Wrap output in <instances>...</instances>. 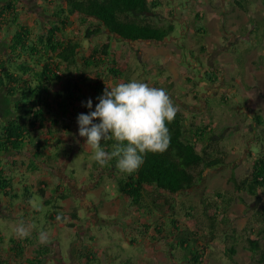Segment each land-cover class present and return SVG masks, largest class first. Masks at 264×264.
<instances>
[{
    "label": "rangeland",
    "instance_id": "obj_1",
    "mask_svg": "<svg viewBox=\"0 0 264 264\" xmlns=\"http://www.w3.org/2000/svg\"><path fill=\"white\" fill-rule=\"evenodd\" d=\"M61 2L62 0H17L12 12L18 13L19 23L29 28L36 40L37 35L41 34L39 29H42V33L45 34L50 23H57L58 16L55 13L60 8ZM161 2L162 7L157 14L160 21L172 20L175 29L171 38L157 42L122 39L110 33L106 27L100 34L87 37L86 29L89 26H95L97 21L89 18L83 22L81 15L76 13L70 15L67 19L68 24L59 37L77 40L81 47L77 63L67 68H65L67 64L61 67L73 76L81 75L91 78L89 80L91 84L97 80L105 83L109 88L131 79L163 88L186 119L207 123L213 128V132L224 134L221 149L224 152L226 164L205 169L201 181L194 188L181 193L167 194L176 201L174 213L169 211V216L176 217L185 223L180 232L186 233L193 229L208 239V220L203 214H198L201 206L203 207L202 203L207 198L214 200V193L218 190L231 191L232 194L233 188L228 182L229 176L234 173L238 179L246 177L252 171L254 161L264 150V134L263 136L261 134L264 123L262 126L253 118L259 113L264 121V72L255 67L264 66V0H247V11L245 8L241 9L235 0H161ZM176 7H178L177 10ZM200 26L206 31L200 33L197 30ZM17 27L18 23L10 21L0 27V43L10 40L12 45L13 32ZM254 30L257 32L256 35ZM109 37L112 57L118 61L121 79L110 73L107 65L97 64L98 66L89 67L84 62L83 56H88L95 46L102 45ZM222 38L223 41H221ZM11 45L8 49L2 46L0 56L6 61V66L15 73H20L18 66L21 61L32 68L39 66L34 65V56L23 52H19L21 55L18 56V52H14ZM160 64H165L167 72L160 69ZM96 71H102V75L97 77ZM213 71H215L213 75L215 79L208 77V74ZM237 74L240 75L237 76ZM91 84L86 82L83 88L86 100L92 99L94 109L98 100ZM206 85L210 87L211 93L203 94L205 92L203 88ZM226 85L233 89L232 92H228ZM54 89L56 86L52 88ZM256 101L259 105L258 109V106L254 105ZM79 113H86L84 107H80L79 112L73 111L72 116L70 115L59 124L51 121L47 124L46 128L55 129L56 133V138L51 141L52 148L58 145L59 152L62 153L57 162L49 161L52 168L39 160L36 161L38 165L36 170L29 168L31 153L35 149L32 146H25L19 153L8 154L3 159L6 173L13 178L12 194L18 195V198L0 195V211L4 206L2 210L6 213V216L0 213L2 216L0 230L6 236V242L0 244L8 245L9 238L15 235L17 224L14 222L30 213L29 217L37 228V232L43 231L48 236L54 237L55 231H58L60 233L58 237L64 236L61 240L57 238L56 240L62 251H66V255H69L71 240L75 236L73 229L56 221L59 223L57 224L53 218H49V207L45 206L37 192L40 181L49 183L47 195H50L53 188L59 184L67 187L70 196L58 201L61 206L60 212L66 213L67 220H70L69 213L75 208L93 206L94 202L100 218L107 222L94 227L95 234L100 233L97 243L102 245L104 250L106 246H112V254L116 257H128L136 252H144L142 243L131 245L128 240L125 241L129 228H133L135 223L136 227L140 226L138 217L151 216L149 220L157 222L153 225L154 227H157L161 221H166L168 226L163 228L165 235L175 238L171 231L175 234L177 232L171 228L169 218L160 219L159 214L153 217L145 210L138 217L137 213L131 212L136 205H133L132 200L118 190L117 178L122 173L110 164L108 167L97 166L92 159V149L84 144L83 137H79L76 120ZM25 184L31 186V199L23 195ZM77 184L84 189L86 200L80 188L77 189ZM242 197L246 200V204L235 201L227 214L231 220L230 225L239 228L244 227L248 220H244L242 214H252L264 207V191L258 201L253 196L248 198L246 193H243ZM163 199L161 198L160 201L163 202ZM191 206L194 207L191 211L195 214L193 217L187 213L186 209ZM25 207L27 208L24 209ZM153 210L155 212V208ZM24 225L27 227L26 224ZM142 229L146 228L142 227ZM29 232L31 235V231ZM228 232L231 233L232 230L228 229ZM219 241L220 243H214L215 252L211 260L208 256L209 251L206 250L205 264H258L254 260L256 254L253 255L243 247L242 243L238 245L237 254L229 258L223 248L229 246L231 241L224 242L223 236L219 237ZM184 253H181L182 259ZM160 256L162 257L156 256L155 263L165 264L163 254ZM56 261L57 259L53 257L50 259L51 264H57ZM170 262L168 263L172 264ZM183 264L186 263L183 262Z\"/></svg>",
    "mask_w": 264,
    "mask_h": 264
},
{
    "label": "trees",
    "instance_id": "obj_2",
    "mask_svg": "<svg viewBox=\"0 0 264 264\" xmlns=\"http://www.w3.org/2000/svg\"><path fill=\"white\" fill-rule=\"evenodd\" d=\"M16 1L0 0V27L6 25L8 21L18 23V27L13 32L11 48L14 52H18V56L21 55L19 52L34 56V65L38 64L39 69L32 68L21 61L18 66L21 71L15 73L6 66L5 60H0V92H7L5 97L0 98L2 103L0 109L8 112L6 116L8 123L0 122V195L12 198H17L18 195L12 194L13 178L6 173L3 159L8 154L19 153L25 146H32L35 149L28 163L30 169L38 168L36 163L38 160L47 166H50L49 161L57 162L60 158L59 146L52 148L51 143L56 138L55 129L46 128L47 124L50 121L59 124L62 120L68 119L70 115H73V111L79 112L80 107H83L82 101H86L83 85L86 82L90 85L91 78L81 75L73 76L72 73L65 71V68L77 63L81 47L77 40L59 37L68 24L69 16L76 13L81 15L83 22L89 18L97 21L95 26H89L86 29L87 37L100 34L106 27L110 33L126 40L162 41L170 37L175 29L172 20L160 21L159 15L154 13L161 4V0H62L59 4L60 8L55 13L58 16L57 23H50L45 34L42 33V29H39L41 34L37 35L35 40L32 31L19 23L18 13L12 12ZM243 2L238 1L239 6L243 7L245 4ZM197 30L200 33L206 31L202 26ZM109 39L110 37L102 45L95 46L88 56H83L84 62L89 67L97 64L107 65L109 72L121 79L122 74L117 65L118 61L112 57ZM63 64H67L65 68L61 67ZM96 73L97 77L102 75V71H96ZM213 75L215 71L209 73L208 77L215 79ZM55 86L56 89L52 90ZM106 87L108 86L105 83L97 80L91 84L96 98ZM12 107L15 108V113L19 114L10 120L9 117L14 115ZM84 111L87 113L88 109L84 107ZM253 118L259 124L264 123L259 113ZM167 127L170 133L168 149L163 153H147L143 165L137 172L127 176L122 174L117 178L118 190L132 200L133 205L142 212L145 210L153 217L159 214L160 219H170L171 228L177 232L175 234L171 231L172 236L177 238V244L181 246V251L185 252L181 260L184 262L186 260V264H205V252L208 247L201 244L205 235L193 229L186 233L180 232L185 223L176 217L169 216V211L173 212L176 201L167 194L181 193L194 188L201 181L205 169L226 164L224 152L221 149L224 134L213 132L207 123L186 119L178 108L175 118L167 124ZM261 134L263 135L264 132L261 131ZM101 143L107 151H111L114 141L109 139ZM199 143H202L201 149L198 148ZM94 163L99 166L96 162ZM109 164L115 166V159L105 166L108 167ZM228 182L233 188L232 194L226 198L223 191H215V199L204 200L198 214H203L208 220L211 239L223 236L225 242L231 241V244L225 248V254L229 258L237 254L238 245L242 243L243 247L250 250L253 255L256 254L254 256L256 263L262 264L264 263V207L255 210L256 212L252 217H248V222L242 228L230 225L231 220L227 214L230 208L228 205L232 206V202L245 203L243 193L248 192L257 198L260 195L259 190L264 191V154L261 153V156L254 161L253 169L246 177L238 179L232 173ZM48 187L49 183L41 181L37 188L38 195L49 207L48 216L63 222L66 217L60 212L61 206L58 201L68 198L70 193L67 187L59 184L53 188L50 195H47ZM23 188L24 196L31 199L30 187L25 185ZM161 198H164L163 202L160 201ZM186 209L190 216H195L191 212L194 207ZM72 215L76 216L73 213ZM73 224L69 223L70 226H74ZM162 224L164 227L168 226V223L164 221H161L158 226L162 227ZM142 226L148 228L149 225L142 223ZM158 226L155 230L160 233ZM228 229L232 232L229 233ZM2 242H6V239L0 230V243ZM33 243L34 237L20 239L15 235L12 236L8 240L9 251L3 254L4 248H0V264H44V260L51 253L47 245H42L35 254L24 255L26 246ZM11 256L21 259L16 261Z\"/></svg>",
    "mask_w": 264,
    "mask_h": 264
},
{
    "label": "clouds",
    "instance_id": "obj_3",
    "mask_svg": "<svg viewBox=\"0 0 264 264\" xmlns=\"http://www.w3.org/2000/svg\"><path fill=\"white\" fill-rule=\"evenodd\" d=\"M96 99L94 109L91 98L82 101L88 111L79 113L76 120L78 135L92 149V159L98 165L105 166L115 159V167L122 174L132 175L143 165L147 153L168 149L167 124L175 118L177 108L165 89L131 79L106 87ZM109 139L114 141L111 151L101 143ZM15 235L24 239L30 232L20 222ZM38 236L41 243L47 242L45 232Z\"/></svg>",
    "mask_w": 264,
    "mask_h": 264
},
{
    "label": "crops",
    "instance_id": "obj_4",
    "mask_svg": "<svg viewBox=\"0 0 264 264\" xmlns=\"http://www.w3.org/2000/svg\"><path fill=\"white\" fill-rule=\"evenodd\" d=\"M235 1H236V4L238 6H239L238 1H244L243 3H245V4L247 3V2H245L246 0H235ZM245 4H243V7L240 6V8L241 9L245 8V11H247L246 6L244 7ZM161 7H162V2L159 5V7H157L154 10V13L159 14ZM175 9L177 10L178 7H176ZM174 26H175V24H174ZM254 34L255 35L257 34V32L255 30H254ZM170 38H171V36H170ZM149 41L155 42L156 40H149ZM221 41H223V38L221 39ZM159 67H160V69L166 70L165 64H160ZM255 67L259 71L264 72V66L263 65H261L260 68L258 66H255ZM166 72H167V70H166ZM238 75H240V74H237V76ZM227 86L228 85H226V89L228 90V92H232L233 89L231 90ZM203 89L205 90V92L203 94L211 93V89H210V87L208 88L207 85ZM254 105L258 106L257 109L259 108L257 101H256V104H254ZM262 126H263V124H262ZM210 130L213 131V128L211 126H210ZM262 130L264 132V127H262ZM255 135L257 136V134H255ZM255 135L253 137H255ZM201 146H202V143H199L198 148L201 149ZM59 148H60V146H59ZM59 154H60V156L62 155L61 152ZM263 154H264V150H263ZM49 167L52 168L51 165ZM25 185H27V184H25ZM78 186H79V184L76 185L77 189L80 188ZM29 187L31 188V186H29ZM19 188H20V186H19ZM11 189H12V187H11ZM80 191L83 192V195L82 194H80V195H82L83 198L85 199L84 189L80 188ZM259 192H260V195H259V197H260L262 191L259 190ZM24 193H25V190L23 191V195H24ZM224 193H225V196L227 198V196H230L231 191H224ZM245 193L247 194L248 198H251V196H253L252 194H250L248 192H245ZM17 198H18V196H17ZM238 202L242 203L243 201H238ZM233 204H234V202H232V206H233ZM243 204H246V200H245V203L243 202ZM228 206L230 208L232 207L230 205H228ZM3 207H1L0 213H3V210H2ZM7 208L9 209V207H7ZM26 208L27 207H25L24 209H26ZM230 208H229V211H230ZM131 212L137 213L136 216L138 217V215H140L142 213V210H139L138 207L135 206L131 210ZM72 213L76 214V216H73ZM29 214H26L25 216L20 217L22 219L15 221L14 223H16L18 225L20 223V221L23 223L25 222L24 224H26L28 230L31 231V235H29V236L34 237V243L32 245L26 246L25 251H24V255L28 256V255L35 254V252L38 249H40V247L42 245H47L50 248L51 253L49 254L48 258L44 260V264H51L50 259L52 257L57 259V261H56L57 264H156L155 263L156 256H159V258H161L162 256H160V254H163V256H164L163 259H165V261H164L165 264H169L168 263L169 261H171L170 263H172V264H183V262H184L183 260H181V253L183 251H181V246H179L177 244L176 238H172L168 234H167V236L165 235V229H163V228H166V227H164L163 224H162V227L158 226V228H159L158 230H160V233H159V231L155 230V227L153 225H155L157 222L156 221L155 222L150 221L149 219L151 216H147L145 218L138 217V219H139L138 222L140 223V226L136 227L135 226L136 223H135L134 227L129 228V230H128L129 232L125 235V241L128 240V242L131 245H138V244L142 243V246H144V252L143 253L136 252L132 256H128V257L127 256L116 257L112 254V251H111L112 246H106L105 250H104V247L102 245L100 246L99 243H97L100 233L95 234L94 227L101 226L102 224H105L107 222H106V220H103L102 218H100L99 211H98L97 207L95 206L94 202H93V206L88 205V206H84V207H80V208H75L73 211H71L69 213L70 217H71L70 220H67V218H66L65 221H63V222L58 221L60 224L62 223L65 226L73 229V232L75 235L74 238L71 240V248H70L71 252L69 250V253H68L69 255H66V251H64V252L62 251V248L60 247L59 243L56 240V238L61 240L64 237L62 235L60 237H58L60 235V233L58 231H55L56 235H54V237L53 236L50 237L46 234L47 235V242L46 243L42 244L39 241V236H38L39 232H37V228L34 226V223H33L32 219H30ZM253 214L254 213H252V214L247 213V214H242V216H244L243 217L244 220L245 219L247 220L250 217H252ZM3 216H6V213H3ZM0 217H2V216H0ZM65 217H66V215H65ZM13 219H15V218H13ZM92 221H93V223H92ZM55 222H56V220H55ZM71 222L74 223L73 224L74 226L69 225V223H71ZM142 222L145 223L146 225H149L148 228L142 229V227H143ZM164 222H166V221H164ZM247 222H248V220L246 221V223ZM59 223H57V224H59ZM161 228H162V230H161ZM207 233H208V239L206 237H204V239L201 241V244H204L208 247V251H209L208 256H209V260H211L213 253L215 252L214 243H218V242L220 243V241H219V237H216L215 239H211L210 228L208 229ZM158 234L160 236H158ZM5 239H6V236H5ZM1 248L2 249L4 248L2 250L3 254L4 253L6 254L9 251V245L3 246ZM225 248H226V246H225ZM225 248H223L224 251H225ZM248 251H250V250H248ZM146 253L148 255H146ZM11 258L16 259V261H19L21 259V258H18L16 256H11ZM59 259H60V261H59ZM185 262H186V260H185Z\"/></svg>",
    "mask_w": 264,
    "mask_h": 264
},
{
    "label": "flooded vegetation",
    "instance_id": "obj_5",
    "mask_svg": "<svg viewBox=\"0 0 264 264\" xmlns=\"http://www.w3.org/2000/svg\"><path fill=\"white\" fill-rule=\"evenodd\" d=\"M11 43V41L10 40H5V41H3L2 43H0V48L2 47V48H7L8 49V47L11 45L10 44ZM0 53H1V50H0ZM0 60H4L1 56H0ZM5 89H7V87L5 88ZM6 91H5V93H1L0 92V98L1 97H5V95H6ZM0 104H2V103H0ZM12 112L14 113V115H11L10 117H9V119L11 120V119H13V118H15L16 116H18V114L17 113H15L16 112V110H15V108L14 107H12ZM8 112H7V110H4V109H0V122L2 121L4 124H6V123H8L7 122V120H8V117H6L8 114H7ZM18 153V152H17ZM258 199H259V196L257 197V201H258ZM252 207H254V205H252Z\"/></svg>",
    "mask_w": 264,
    "mask_h": 264
},
{
    "label": "water",
    "instance_id": "obj_6",
    "mask_svg": "<svg viewBox=\"0 0 264 264\" xmlns=\"http://www.w3.org/2000/svg\"><path fill=\"white\" fill-rule=\"evenodd\" d=\"M260 198V197H259Z\"/></svg>",
    "mask_w": 264,
    "mask_h": 264
}]
</instances>
